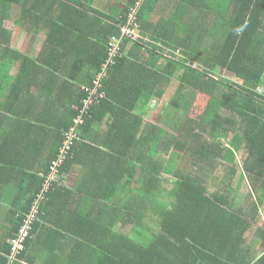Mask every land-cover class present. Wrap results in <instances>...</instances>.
<instances>
[{"label": "trees", "instance_id": "trees-1", "mask_svg": "<svg viewBox=\"0 0 264 264\" xmlns=\"http://www.w3.org/2000/svg\"><path fill=\"white\" fill-rule=\"evenodd\" d=\"M20 1L0 0V204L9 230L0 264H33L39 248L42 264H220L212 256L244 264L235 255L244 230L227 224L217 241L200 228L217 219L210 208L228 213V202L207 196L210 174L226 162L252 171L264 156V0H176L180 14L145 1L82 0L60 5L61 15L56 3ZM14 6L19 25L49 29L35 54L11 45L4 23ZM135 26L136 40L124 35ZM114 38L119 53L104 70ZM176 78L165 113L144 124ZM74 166L75 186L62 185ZM34 208L24 250L11 259V240Z\"/></svg>", "mask_w": 264, "mask_h": 264}, {"label": "crops", "instance_id": "crops-1", "mask_svg": "<svg viewBox=\"0 0 264 264\" xmlns=\"http://www.w3.org/2000/svg\"><path fill=\"white\" fill-rule=\"evenodd\" d=\"M22 1L23 0L20 2ZM133 1L134 0H90L93 7L96 8H100V6L103 5L121 6ZM144 1L158 5L156 8V10H159L158 12L163 9L164 12H170V9L171 11L175 9L177 14H180V7L175 4L176 0H137L136 3H142ZM40 2L56 3L52 8L53 13L61 15L62 7H60V5H73L82 2V0H40ZM86 2H89V0H86ZM19 16V9L14 6L11 9L10 18L4 23L5 29L12 34L11 45L13 49L26 53L28 52L27 50L30 47V43L33 42L32 49L35 48V46H39L40 49H38V51H40L46 42L49 29L40 28V30H37L36 28H30L26 24L19 25ZM33 36H36V39L32 41L30 37ZM19 67L20 63H16L11 70L12 74H15ZM230 140H232V135L222 139V143L227 145ZM239 153L240 152L237 154ZM237 154H235V157L239 159ZM252 162L256 164V167L254 166L252 171L246 172L241 165L226 162L223 168L217 171L216 175L210 174L212 179L205 185L207 187V196H213L215 200H218V197L221 201L228 202V213L225 214V210L217 206L210 208L217 219H213L212 226L204 225L200 228L202 235L207 238L212 236L213 239L217 241H219L220 238L222 239L221 233L227 224L235 227V233L237 235L241 234L244 230L241 234L244 243L235 253L238 261H242L244 264H255L264 256V156L261 154V157L255 158ZM228 167L230 170H228ZM80 173V167L74 166L69 174L62 175L61 179L63 182L61 181L60 183L73 188L75 186V179ZM168 185L166 186L169 187ZM7 207L8 204H0V238H4V240L7 239V235L9 234L6 222ZM210 209L199 210L201 214H206ZM231 213L234 217L230 216ZM215 222L219 225L217 226ZM211 230L215 231L210 233ZM208 232L210 234H208ZM1 255L5 256V251H2ZM212 257L216 262L223 264L224 260L214 258V256ZM34 259L35 262L33 264H42V262H44V260H40V248L38 254L34 256ZM22 264H26V262ZM192 264L205 263L201 260H193ZM230 264L235 263L231 262Z\"/></svg>", "mask_w": 264, "mask_h": 264}, {"label": "built area", "instance_id": "built-area-1", "mask_svg": "<svg viewBox=\"0 0 264 264\" xmlns=\"http://www.w3.org/2000/svg\"><path fill=\"white\" fill-rule=\"evenodd\" d=\"M123 32H124V35L130 36V38H133L134 40L137 39V36H138L137 26H135V28L133 29L126 28L123 30ZM119 43H120L119 40L115 38L110 43L109 60L106 62V64H104V70L108 68V66L112 63L114 57L119 53V49H120ZM105 72L106 71H102L98 79L96 80L95 84L97 86H100V83H101L100 81L105 76ZM95 91L93 92L95 93ZM91 102L92 100L89 103H86L88 104L86 109L89 107ZM74 135H75V129L72 128L69 136L72 137ZM71 146H72V139L69 138L65 141L63 147L61 148V154H60L59 159L55 161L52 165L51 173L48 175V178H47L48 181L44 185V190L47 189L48 184L51 180L56 179V175L58 173V167L63 163V160L66 158V155L68 154V151L71 149ZM35 210L36 209L34 208V211L27 217V219L24 220V223L22 224V227L20 228L18 234L11 240V243H12V251L10 254L11 259H15L16 256L19 255L22 250H24V243L26 239L30 236V232L32 229V223L35 218V215H34Z\"/></svg>", "mask_w": 264, "mask_h": 264}, {"label": "rangeland", "instance_id": "rangeland-1", "mask_svg": "<svg viewBox=\"0 0 264 264\" xmlns=\"http://www.w3.org/2000/svg\"><path fill=\"white\" fill-rule=\"evenodd\" d=\"M17 43V42H16ZM38 49H40V47L39 46H35V48H33V49H31V51L32 52H34V54L36 53V51L38 52ZM30 50V48H28V50L27 51H29ZM183 71L182 70H179V71H177V75L178 76H180L181 75V73H182ZM219 75H222V77H224L225 79H227L228 81L230 80V81H232L233 79V77H232V75L231 74H229L227 71H224V70H222L221 72H220V74ZM178 78H176L175 79V83L174 84H172V85H170V87H169V89H167V91H166V93H165V95H164V99H165V103L163 104V105H161L160 106V109L158 110V112H157V114L156 115H154V110H155V108L153 107L154 105H156V104H158L159 102L157 101V100H153V102H152V106L150 107V117H146V119H143L144 120V124L145 123H149V122H152V123H155V124H157L158 123V120H159V118L160 117H162V115L165 113V111H166V107H167V103L171 100V97L174 95V93H175V90H176V87H177V85H178V80H177ZM208 99V97L207 96H205V95H201L200 97H198L197 99H196V101H195V105H197V107H199V108H203V105H204V103L206 102V100ZM188 112H186V111H183L182 113H179V115H181L182 116V118H186V117H189L188 116V114H187ZM194 115L195 116H197V113H194ZM160 156V160H165L166 159V156H165V154H160L159 155ZM166 171L169 173V172H172L173 171V167H168L167 169H166ZM163 178H166L164 175L162 176ZM171 184H169L168 186H170Z\"/></svg>", "mask_w": 264, "mask_h": 264}, {"label": "clouds", "instance_id": "clouds-1", "mask_svg": "<svg viewBox=\"0 0 264 264\" xmlns=\"http://www.w3.org/2000/svg\"><path fill=\"white\" fill-rule=\"evenodd\" d=\"M261 91H263V90H261Z\"/></svg>", "mask_w": 264, "mask_h": 264}]
</instances>
